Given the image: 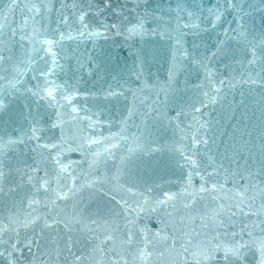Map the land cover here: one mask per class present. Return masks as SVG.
Listing matches in <instances>:
<instances>
[{
	"label": "water",
	"instance_id": "1",
	"mask_svg": "<svg viewBox=\"0 0 264 264\" xmlns=\"http://www.w3.org/2000/svg\"><path fill=\"white\" fill-rule=\"evenodd\" d=\"M0 264H264V0H0Z\"/></svg>",
	"mask_w": 264,
	"mask_h": 264
},
{
	"label": "snow or ice",
	"instance_id": "2",
	"mask_svg": "<svg viewBox=\"0 0 264 264\" xmlns=\"http://www.w3.org/2000/svg\"><path fill=\"white\" fill-rule=\"evenodd\" d=\"M51 94V93H50Z\"/></svg>",
	"mask_w": 264,
	"mask_h": 264
}]
</instances>
